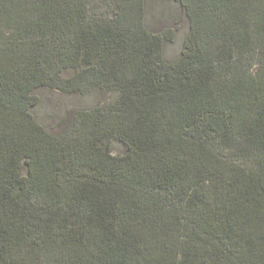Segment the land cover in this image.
<instances>
[{
	"label": "trees",
	"instance_id": "1",
	"mask_svg": "<svg viewBox=\"0 0 264 264\" xmlns=\"http://www.w3.org/2000/svg\"><path fill=\"white\" fill-rule=\"evenodd\" d=\"M175 1L169 63L148 0H0V264H264V0Z\"/></svg>",
	"mask_w": 264,
	"mask_h": 264
},
{
	"label": "rangeland",
	"instance_id": "2",
	"mask_svg": "<svg viewBox=\"0 0 264 264\" xmlns=\"http://www.w3.org/2000/svg\"><path fill=\"white\" fill-rule=\"evenodd\" d=\"M147 24L155 34H173V40H164V53L167 62H177L189 32L188 19L179 4L175 0H148ZM35 94L40 98V103L33 110L34 116L58 137L72 131L73 118L77 112L89 111L115 99L114 94L96 89L89 94H65L49 87H41ZM126 152L127 148L123 144L115 143V155H124Z\"/></svg>",
	"mask_w": 264,
	"mask_h": 264
}]
</instances>
